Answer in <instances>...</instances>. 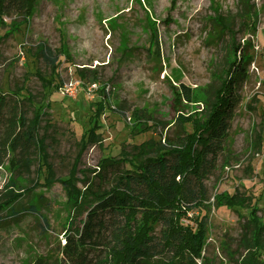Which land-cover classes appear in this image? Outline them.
<instances>
[{
  "label": "rangeland",
  "instance_id": "374dc122",
  "mask_svg": "<svg viewBox=\"0 0 264 264\" xmlns=\"http://www.w3.org/2000/svg\"><path fill=\"white\" fill-rule=\"evenodd\" d=\"M252 2L257 34L246 36L237 23L236 40L251 42L254 63L225 155L208 181L212 207L189 215L208 217L199 264H240L250 210L264 220V0ZM237 12L238 0H35L26 22L3 21L0 92L23 89L22 96L34 98L44 114L46 142L29 174L19 175L12 163L0 167V191L25 195L17 218L0 215V264L60 258L71 210L64 182L82 188L105 158L139 165L158 143L175 137L181 118L202 114L206 90L218 85L226 69L211 20ZM43 48L58 56L55 67L44 61ZM84 73L99 83L88 85ZM75 83L78 93L71 98L65 87ZM183 88L190 90V101ZM103 89L108 103L99 106ZM94 122L97 143L83 144ZM184 127L192 132L191 125ZM238 191L251 200L247 207L215 206V196ZM32 205L37 214L29 212Z\"/></svg>",
  "mask_w": 264,
  "mask_h": 264
},
{
  "label": "trees",
  "instance_id": "16d2710c",
  "mask_svg": "<svg viewBox=\"0 0 264 264\" xmlns=\"http://www.w3.org/2000/svg\"><path fill=\"white\" fill-rule=\"evenodd\" d=\"M252 1L238 0L234 16L218 15L211 20L217 41L224 45L226 69L218 85L206 90L202 114L181 118L175 137L158 143L154 154L139 165L105 158L92 178H84L82 188L65 181L71 210L61 256L55 261L39 258L33 264H199L204 260L208 217L192 219L189 215L212 207L208 181L225 155L232 122L242 104L241 91L254 63L251 42L236 40L237 23L246 36L257 34L258 14ZM34 7L35 0H0V25L5 19L26 22ZM42 50L44 61L55 67L58 56L47 48ZM86 74L81 78L88 85L99 83L96 75L90 80ZM183 89L190 101V90ZM22 91L0 92V167L12 163L23 176L45 150L46 140L41 136L42 108L32 96H22ZM102 91L99 106L108 103ZM185 124L192 126L191 133ZM96 128L94 122L83 144L97 143ZM24 197L15 189L0 191V215L11 212V218H17L16 206ZM215 202L217 207L236 211L251 200L238 191L217 195ZM29 209L31 214L38 213L33 205ZM242 230L245 257L240 264H264V220L255 208Z\"/></svg>",
  "mask_w": 264,
  "mask_h": 264
},
{
  "label": "built area",
  "instance_id": "2783aa9c",
  "mask_svg": "<svg viewBox=\"0 0 264 264\" xmlns=\"http://www.w3.org/2000/svg\"><path fill=\"white\" fill-rule=\"evenodd\" d=\"M79 84H70L65 87V93L69 95L71 98H75L78 93Z\"/></svg>",
  "mask_w": 264,
  "mask_h": 264
}]
</instances>
